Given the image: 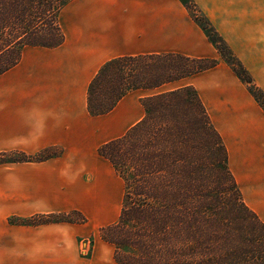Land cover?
Masks as SVG:
<instances>
[{"label": "crops", "instance_id": "crops-1", "mask_svg": "<svg viewBox=\"0 0 264 264\" xmlns=\"http://www.w3.org/2000/svg\"><path fill=\"white\" fill-rule=\"evenodd\" d=\"M192 1L264 93V0ZM59 23L65 36L60 47H27L20 63L0 76V152L56 151L44 161L17 164L16 170L88 173L104 162L113 169L99 149L144 118L140 100L191 86L224 141L244 202L264 222V110L180 0H72ZM168 53L218 64L161 89L129 93L107 115H90L89 88L107 62ZM31 179L26 182L32 186ZM99 181L97 189L105 192L107 185ZM45 196L47 205L56 203L51 193ZM15 200L17 211H0V264H56L53 255L64 249L62 243L74 244L71 226H12L7 215L28 220L57 211L40 207L33 194Z\"/></svg>", "mask_w": 264, "mask_h": 264}, {"label": "trees", "instance_id": "trees-1", "mask_svg": "<svg viewBox=\"0 0 264 264\" xmlns=\"http://www.w3.org/2000/svg\"><path fill=\"white\" fill-rule=\"evenodd\" d=\"M70 1L0 0V76L20 63L27 47L64 43L59 16ZM180 1L264 110V93L224 39L192 0ZM217 64L172 53L111 60L90 85L88 111L107 115L129 93L161 89ZM140 103L144 118L99 149L124 183L119 219L101 231L116 264H264V222L244 202L196 89L165 90Z\"/></svg>", "mask_w": 264, "mask_h": 264}, {"label": "rangeland", "instance_id": "rangeland-1", "mask_svg": "<svg viewBox=\"0 0 264 264\" xmlns=\"http://www.w3.org/2000/svg\"><path fill=\"white\" fill-rule=\"evenodd\" d=\"M192 12L195 17L202 18L196 11ZM55 155L56 151H48L35 156H27L33 161L14 162L13 160H22L26 155L0 152V162H3L0 163V198L5 199L1 200L0 211L14 213L20 206L16 205L15 199L33 194L39 199L40 207H55L54 209L57 211L39 213L28 220L7 215L8 223L12 226L69 224L71 226L70 236L74 244L69 245L67 239L62 243L64 249L54 252L53 255L56 264H116L113 260L115 248L101 239V231L114 225L119 219L124 197L123 182L106 162L100 165L99 171L88 173L48 170L44 172L43 170L31 171L21 168L16 170L17 164L34 163L36 162L34 160H46ZM96 178L103 180L104 185H107L105 192L97 189ZM30 179L33 180L32 186L26 182ZM101 181L99 182L101 183ZM48 193L55 197L54 205H47L44 202L43 199L47 198L45 195ZM49 215L69 218L67 222L58 223L53 218L47 219L46 217H51ZM77 230L80 233L78 235L76 234ZM76 237H78L77 241Z\"/></svg>", "mask_w": 264, "mask_h": 264}]
</instances>
